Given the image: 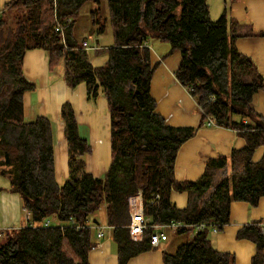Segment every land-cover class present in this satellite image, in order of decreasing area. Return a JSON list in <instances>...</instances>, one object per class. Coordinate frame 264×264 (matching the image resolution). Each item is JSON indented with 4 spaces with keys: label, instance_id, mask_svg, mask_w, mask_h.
I'll list each match as a JSON object with an SVG mask.
<instances>
[{
    "label": "trees",
    "instance_id": "trees-1",
    "mask_svg": "<svg viewBox=\"0 0 264 264\" xmlns=\"http://www.w3.org/2000/svg\"><path fill=\"white\" fill-rule=\"evenodd\" d=\"M87 4L97 34L110 26L114 44L109 59L94 66L75 33ZM211 16L208 0H11L0 13V174L11 180L32 225L4 231L0 264H91L89 254L98 245L94 219L107 207L108 224L118 247V264L153 248L152 228L142 240L131 237L130 198L141 192L150 223H181L177 232L196 230L191 241L164 253L165 264H236L233 253L215 247L211 229L197 230L201 222L219 231L230 223L233 202L259 206L264 197V118L253 108L263 77L253 60L238 51L239 25L228 17ZM58 26L62 30H57ZM156 38L180 51L175 75L195 98L201 113L196 127L168 125L157 112L151 81L158 63L151 60L148 42ZM43 49L51 71L65 65V79L75 88L87 86L90 101L108 98L111 115V164L103 177L86 170L91 153L73 105L64 102L61 118L69 144V175L56 178L53 122L46 116L25 117V92L36 89L24 74L27 51ZM229 128L245 139L233 149L230 174L215 182L229 158L207 162L200 179L178 180L176 163L182 145L204 125ZM214 189L213 193H208ZM173 192H187L189 203L179 208ZM158 195V196H157ZM50 217L64 225L45 226ZM243 225L237 239L256 245L250 264H264V235L259 222ZM2 235V234H0Z\"/></svg>",
    "mask_w": 264,
    "mask_h": 264
},
{
    "label": "crops",
    "instance_id": "crops-1",
    "mask_svg": "<svg viewBox=\"0 0 264 264\" xmlns=\"http://www.w3.org/2000/svg\"><path fill=\"white\" fill-rule=\"evenodd\" d=\"M10 1L0 0V13ZM208 2L213 19L228 9V17L238 23L239 37L235 40L236 48L253 60L264 81V0H208ZM212 4H215L218 10L214 11ZM95 7L93 4L85 6L75 25V33L85 44L91 63L94 66H102L109 59L107 50L114 44V40L110 38L113 35L109 27L105 33L97 34L90 17V12ZM91 36L92 39H89ZM148 45L151 49L152 63H158L151 81V93L157 102V112L165 118L168 125L196 127L201 120L197 102L175 75L182 61L181 52L178 50L170 52V45L156 38H152ZM65 69L63 65L54 72L51 71L48 54L43 49L29 50L25 54L23 63L25 77L36 84V89L25 92V117L30 120L42 115L52 120L56 178L60 184L64 183L69 175V144L65 135V123L61 118L62 105L66 101L73 105L80 133L89 140L92 147L91 153L87 154L85 159L86 170L96 177H103L111 164V115L108 98L105 94H100L95 101H90L86 84L80 83L75 88L69 86L64 77ZM253 108L264 118V89L255 96ZM244 145L245 139L236 131L213 124L204 125L193 138L182 145L177 157L176 177L181 181H196L205 172L207 162L220 156L229 158L225 169L230 170L232 150L240 149ZM263 154L264 148H259L255 153V160H260ZM223 171L224 169H221L216 173L215 182ZM171 199L177 207L186 208L189 194L173 192ZM142 200L141 194L130 198L131 217L140 207ZM262 203L261 210L255 208L249 210L247 202L236 203L238 205L236 218L233 214V207L236 204L233 203L230 223L219 232L211 230L214 237L210 238L215 247L233 253L236 264H250L256 253V245L249 240L237 239V232L243 225L264 218V197L259 206ZM29 218L21 195L11 189L10 178L0 174V229L5 231L27 224L32 225ZM55 219L52 217L46 221L50 225L66 224L59 221L55 223ZM147 219L149 222L152 221L151 217ZM99 221V226H96L98 245L90 252L89 260L91 264H118V247L113 237V227L108 224L105 204L99 210ZM99 232H102L100 238ZM170 239L169 234L168 240L163 241L157 248L131 258L128 264H165V251L173 253L174 250L173 247L170 249Z\"/></svg>",
    "mask_w": 264,
    "mask_h": 264
},
{
    "label": "built area",
    "instance_id": "built-area-1",
    "mask_svg": "<svg viewBox=\"0 0 264 264\" xmlns=\"http://www.w3.org/2000/svg\"><path fill=\"white\" fill-rule=\"evenodd\" d=\"M60 29L62 30V27L58 26L57 30ZM210 124H212V122H210ZM139 194H141V192ZM44 225L49 226L50 223L45 221ZM182 225L183 224L181 223H171L167 225L150 223L145 215L144 204L142 200L140 207L137 209L136 212L132 214L131 222L129 224V229H130L131 237L134 240H142L146 230L148 228H152L154 231L150 236V243L153 247H158L163 241L168 240L169 238V234L167 233L168 229L175 230L176 228L181 227ZM259 226L261 229V233L264 235V219L259 222ZM208 227L213 232H219V227L215 224H208L207 222H201L195 226L197 230H205ZM98 237L99 238L102 237V232H99Z\"/></svg>",
    "mask_w": 264,
    "mask_h": 264
},
{
    "label": "rangeland",
    "instance_id": "rangeland-1",
    "mask_svg": "<svg viewBox=\"0 0 264 264\" xmlns=\"http://www.w3.org/2000/svg\"><path fill=\"white\" fill-rule=\"evenodd\" d=\"M208 3H209V2H208ZM216 4H217V2H216ZM209 6H210V5H209ZM218 6H219V4H218ZM211 7L214 9V11L218 10L217 7L215 6V4H212ZM222 14H223V13H222ZM222 14H220L219 16H217L215 19H219V18L222 16ZM216 15H217V14H214V16H216ZM109 30H112L110 26H109ZM112 35H113V32H112ZM107 36H109V35H106V37H107ZM106 37H104V39H105ZM110 38L114 40V36H110ZM89 39H92V36H91ZM229 174H230V170L224 168V171H223L222 173H220V175L217 177L218 181L216 180V182H217V183L220 182L223 178L227 177ZM213 191H214V189H211V191L208 193V196H207V197H210V195L213 193ZM233 203L236 204V203H238V202H236V203L233 202ZM233 203H232V204H233ZM262 206H263V203H262L259 207H258V206H257V207H253V206H251V205L249 204V207H250L249 210H251V208H255V210H256V209H257V210H261ZM253 210H254V209H253ZM250 213H251V212H250ZM233 214H234L235 218H236V216L238 215V205H237V204L234 205V207H233ZM249 216H250V214H249ZM50 218L52 219V217H50ZM231 219H232V218H231ZM232 220H233V219H232ZM54 221H55V223L58 222L57 219H55ZM3 233H4V230H1V229H0V234H2V235H0V244L5 242V237H4L5 235H4ZM167 233L170 234V237H171V239H170V241H169V244L171 245V248H170V249H173V248H174V250H172V251L175 252L176 249L180 246L181 243L186 242V241H191V240L194 238V236H195V234H196V230H191V231H186V232H184V233H179V232H177L176 229H175V230L168 229V230H167ZM209 237H214V236L212 235L211 231H210V233H209ZM172 247H173V248H172ZM175 247H176V248H175Z\"/></svg>",
    "mask_w": 264,
    "mask_h": 264
},
{
    "label": "water",
    "instance_id": "water-1",
    "mask_svg": "<svg viewBox=\"0 0 264 264\" xmlns=\"http://www.w3.org/2000/svg\"><path fill=\"white\" fill-rule=\"evenodd\" d=\"M93 221H94V223H96V224H99V223H100V221H97L96 219H94Z\"/></svg>",
    "mask_w": 264,
    "mask_h": 264
}]
</instances>
